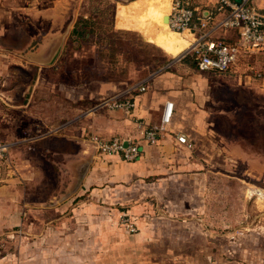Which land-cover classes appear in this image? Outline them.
Returning <instances> with one entry per match:
<instances>
[{
	"label": "crops",
	"instance_id": "1",
	"mask_svg": "<svg viewBox=\"0 0 264 264\" xmlns=\"http://www.w3.org/2000/svg\"><path fill=\"white\" fill-rule=\"evenodd\" d=\"M118 11L115 30L122 29ZM0 13L13 10L0 5ZM72 16L67 29L74 37L84 18L77 9ZM157 18L151 12L125 28L172 57L165 54L168 61L142 80L81 78L98 44L67 38L55 23L33 51H0V143L8 146L0 171V264H264L262 119L249 120L244 105L224 107L210 78L242 82L264 67V51L243 54L224 74L201 71L180 45L147 39ZM14 58L36 66L22 90L9 85ZM249 87L264 92V78ZM116 100L135 107L113 109ZM168 102L171 121L156 145L146 143L143 132L162 124ZM178 135L192 147L178 143ZM93 136L140 142L142 156L129 162L102 155Z\"/></svg>",
	"mask_w": 264,
	"mask_h": 264
},
{
	"label": "rangeland",
	"instance_id": "2",
	"mask_svg": "<svg viewBox=\"0 0 264 264\" xmlns=\"http://www.w3.org/2000/svg\"><path fill=\"white\" fill-rule=\"evenodd\" d=\"M218 1L195 0V6L209 7ZM252 1L264 13V5L256 2V0ZM134 2L135 0H0V5H6L7 9L13 10V14L0 13V51L12 50L15 53L33 51L42 36L55 32L50 29L54 23L61 27V34L67 38L71 37L68 35L70 30L67 28L73 20L72 15L75 9H77V13L84 18L82 21H86L87 30L83 35H75L76 41L85 40L98 44L96 57L93 62L84 65L81 78H100L114 81L145 79V74L149 75L154 68L163 64L166 61L165 57H167L165 54H168L156 44L148 42L139 31L119 28L115 30L116 11L121 7L130 6ZM25 6L29 10L20 13L19 9L25 8ZM69 53L70 49L59 63L63 68H66L69 62L68 58L71 55ZM168 57L171 56L168 55ZM14 59V65L8 68V74L14 73L15 79L9 76V85L14 83L22 90L23 87L33 83L36 66L24 67L18 63L20 61L18 58ZM86 60L89 61L90 58ZM193 63L192 59L191 64ZM65 68L62 73L65 72ZM248 74L250 77L247 76L248 78H244L242 82L233 81L231 78L226 79L227 77L220 78L210 75L214 88L213 93L216 100L224 102L223 106L226 108H239L237 105H244V111L247 112L246 117L249 120L252 115L260 117L262 125L258 128L264 131V92H258L256 87H249L261 83L264 78V67H261L260 64L259 69L255 68L253 73ZM62 75L65 76L66 80H71L69 76H66L67 74ZM1 81L5 84V79ZM209 105L211 106V103ZM259 107L261 108L259 109ZM0 162L3 163V159ZM4 171L3 166L2 173ZM81 172L79 171L80 174Z\"/></svg>",
	"mask_w": 264,
	"mask_h": 264
},
{
	"label": "built area",
	"instance_id": "3",
	"mask_svg": "<svg viewBox=\"0 0 264 264\" xmlns=\"http://www.w3.org/2000/svg\"><path fill=\"white\" fill-rule=\"evenodd\" d=\"M169 27L178 33L188 34L192 41L184 55H191L201 71L219 74L227 73L244 54H256L264 51V13L252 0H219L214 8L205 9L195 6V0H172ZM234 31V37L222 38L217 31ZM141 91L146 87L139 86ZM113 109L130 112L135 103L132 100L110 103ZM174 103L168 102L163 109L162 124L147 126L143 132L146 143L156 145L159 131L165 130L173 116ZM98 153L119 155L125 161L133 162L141 158L143 145L140 142L126 141L119 137L103 140L92 137ZM180 144L192 147L184 135H178ZM8 153V146L0 143V161ZM2 164L0 162V171ZM132 232L136 231L129 225Z\"/></svg>",
	"mask_w": 264,
	"mask_h": 264
},
{
	"label": "bare ground",
	"instance_id": "4",
	"mask_svg": "<svg viewBox=\"0 0 264 264\" xmlns=\"http://www.w3.org/2000/svg\"><path fill=\"white\" fill-rule=\"evenodd\" d=\"M171 8V0H135L130 6L119 9L117 25L122 29H134V27H137V22H139L137 19H146L151 12L156 13L158 22L154 23H159V25L146 28L147 39L170 49L176 43L180 45L182 50H187L190 47L191 36L173 31L169 27V21L166 20V17L170 16ZM145 24L149 25L151 22H145Z\"/></svg>",
	"mask_w": 264,
	"mask_h": 264
},
{
	"label": "trees",
	"instance_id": "5",
	"mask_svg": "<svg viewBox=\"0 0 264 264\" xmlns=\"http://www.w3.org/2000/svg\"><path fill=\"white\" fill-rule=\"evenodd\" d=\"M86 21H83V23L82 22H79V24L81 23V25H79V24H77V26L75 27V29L73 30V34L74 35H78V36H80V35H83V33H85V30H87L86 29V23H85ZM85 23V24H84ZM83 25H85V26H83ZM80 28H79V27ZM82 27V28H81Z\"/></svg>",
	"mask_w": 264,
	"mask_h": 264
},
{
	"label": "water",
	"instance_id": "6",
	"mask_svg": "<svg viewBox=\"0 0 264 264\" xmlns=\"http://www.w3.org/2000/svg\"><path fill=\"white\" fill-rule=\"evenodd\" d=\"M166 20H168V21H169V16H167V17H166ZM95 150H96V149H95Z\"/></svg>",
	"mask_w": 264,
	"mask_h": 264
}]
</instances>
